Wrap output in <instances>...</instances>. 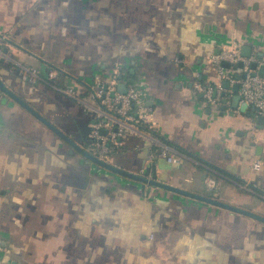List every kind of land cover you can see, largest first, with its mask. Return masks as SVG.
<instances>
[{"label":"crops","instance_id":"crops-1","mask_svg":"<svg viewBox=\"0 0 264 264\" xmlns=\"http://www.w3.org/2000/svg\"><path fill=\"white\" fill-rule=\"evenodd\" d=\"M0 34L41 77L7 62L5 86L77 146L96 104L52 89L48 70L78 90L123 65L180 163L149 162L150 143L129 138L109 164L264 217V127L233 108L235 84L218 108L194 93L219 82L212 55L239 43L264 56V0H0ZM0 243V264H264V223L94 164L2 90Z\"/></svg>","mask_w":264,"mask_h":264},{"label":"built area","instance_id":"built-area-1","mask_svg":"<svg viewBox=\"0 0 264 264\" xmlns=\"http://www.w3.org/2000/svg\"><path fill=\"white\" fill-rule=\"evenodd\" d=\"M11 46L12 43L8 37L0 34V65L7 62L12 65L13 61L7 51V48ZM242 48L241 44L235 43L231 48L212 55L210 61L217 67L219 82L215 87L208 88L196 85L194 93L203 94L210 106L218 108L222 102L221 83L229 81L231 84H238L241 102L254 108L258 116L264 117V76L252 69L253 64H257V69L264 65V56H260L258 51H255L249 57H245ZM224 63L229 64L230 68H225ZM239 64H243V68H239ZM15 68L18 69V74L25 82L36 85L41 80L40 72L35 68L13 63L11 70ZM127 72L128 68L118 65L109 83L96 79L94 83L86 85L89 99L96 104L94 109L96 119L89 134L90 146L87 151L101 162L109 164L112 155L120 149L123 141L137 138L150 143L149 162L164 160L168 164L178 165L179 158L156 134L154 111L147 104L143 90L137 84H127ZM237 75L245 76V78L237 80ZM47 78L52 89L74 101L85 104V101L80 99L77 90L60 86L57 69H49ZM120 84L127 85L126 93L119 92ZM253 169L259 171L261 163L256 162ZM220 185L221 183L213 177L206 179L209 192L217 190ZM3 252L4 247L0 243V255Z\"/></svg>","mask_w":264,"mask_h":264},{"label":"water","instance_id":"water-1","mask_svg":"<svg viewBox=\"0 0 264 264\" xmlns=\"http://www.w3.org/2000/svg\"><path fill=\"white\" fill-rule=\"evenodd\" d=\"M7 52V51H6ZM251 50L249 48H244L243 49V55L245 57H249L251 55ZM223 66L225 68H230V65L229 64H226L224 63ZM239 68H243V64H239L238 65ZM252 69L253 70H257L258 71V74L259 75H262L264 76V65L260 66L258 69H257V64H253L252 65ZM131 74L132 76L135 75V72L132 70L131 71ZM255 75V74H254ZM241 78H245V76H240V75H237L236 76V79L237 80H240ZM137 82L136 80H129L128 81V85L131 84V85H135ZM222 88L225 89V90H229L230 89V82L229 81H224L222 83ZM0 90H2L4 93H6L8 96H10L11 98H13L14 100H16L21 106H23L24 108H26L29 112H31L38 120H40L42 123H44L46 126H48L51 130H53L55 133H57L59 136H61L64 140H66L74 149H76L77 151H79L82 155H84L89 161L93 162L94 164H97L101 167H104L112 172H115V173H118V174H121V175H124L128 178H131V179H134V180H137V181H140L142 182L143 184L145 185H150L152 187H157V188H162V189H165V190H168V191H171V192H174V193H177V194H180V195H183V196H186V197H189V198H192V199H195V200H198V201H202V202H205V203H208V204H211V205H214V206H217V207H220V208H224V209H227V210H230V211H233V212H236L238 214H241L243 216H246V217H249L251 219H254L256 221H259V222H262L264 223V217L260 216V215H257L256 213L254 212H249V211H246V210H243L241 208H237V207H234V206H230V205H227V204H224V203H221V202H218L216 200H213V199H209V198H206V197H203V196H198V195H195V194H192L190 192H187L185 190H182V189H179V188H174L172 186H169V185H166V184H163L162 182H159L156 180V178L150 180L148 179L147 177H140V176H136V175H133V174H129L127 172H124L120 169H117L113 166H111L110 164H107V163H103L101 162L100 160H98L96 157H94L92 154H90L89 152L83 150L82 148H80L79 146H77L74 142H72L68 137H66L62 132H60L58 129H56L53 125H51L47 120H45L40 114H38L36 111H34L31 107H29L27 104H25L22 100H20L16 95H14L6 86L5 84L3 83V81L1 80L0 78ZM118 90L120 93H126L127 91V85L126 84H120L118 86ZM239 92V85L238 84H235L233 86V93L234 94H238ZM224 97H227L226 94H223ZM240 102H241V98L240 96H235L233 99H232V103H233V108L234 109H238L240 108V110L246 114H248V116H251L252 118H257V123H258V126L260 129H262L264 127V117L263 116H258L255 109L254 108H250L247 104H244L242 103L240 105ZM228 101L226 98H224L223 100V104H224V109L226 108V105H227ZM148 175V174H147Z\"/></svg>","mask_w":264,"mask_h":264},{"label":"trees","instance_id":"trees-1","mask_svg":"<svg viewBox=\"0 0 264 264\" xmlns=\"http://www.w3.org/2000/svg\"><path fill=\"white\" fill-rule=\"evenodd\" d=\"M3 64L6 65L7 63H3ZM3 64H1L0 66H2ZM10 67H12L11 64H10ZM15 71L18 73L17 68H15ZM86 85L81 83V85H80L81 87L78 90L76 89L78 91V95H79L80 99H82V100H88L89 99V91H88V88ZM89 146H90V139H89V144L86 146V149H89Z\"/></svg>","mask_w":264,"mask_h":264}]
</instances>
